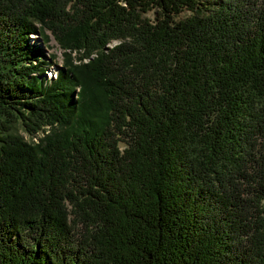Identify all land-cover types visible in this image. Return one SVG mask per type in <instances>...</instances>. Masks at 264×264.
<instances>
[{
	"label": "trees",
	"instance_id": "trees-1",
	"mask_svg": "<svg viewBox=\"0 0 264 264\" xmlns=\"http://www.w3.org/2000/svg\"><path fill=\"white\" fill-rule=\"evenodd\" d=\"M249 3L0 0V264H264V140L250 224L238 186L264 138Z\"/></svg>",
	"mask_w": 264,
	"mask_h": 264
},
{
	"label": "rangeland",
	"instance_id": "rangeland-1",
	"mask_svg": "<svg viewBox=\"0 0 264 264\" xmlns=\"http://www.w3.org/2000/svg\"><path fill=\"white\" fill-rule=\"evenodd\" d=\"M249 3V6L252 7L253 11H255V7L257 9L262 8L264 5V0H246V3ZM151 15V13L149 14ZM29 43L32 45H36L40 47V50L44 53L46 56V61H51V63L48 65V74H54L56 70L61 66L63 62V55L61 49L58 47L56 41L54 40L53 36L50 35V39L47 41L42 35L39 33L33 34L30 36ZM118 41H112L109 47L114 46ZM53 57L55 62L53 61ZM87 60V59H86ZM84 60V61H86ZM47 75V74H46ZM48 76V75H47ZM54 77V75L52 76ZM18 133L26 136V134L22 131L20 127H18ZM42 135V134H41ZM35 141L37 140V136L33 137ZM264 138L259 136L257 139V145L255 149H252L251 156L253 159H248V163L246 166L247 175H249L246 179H239L240 185V191L239 196L242 198V200H246L245 202H241L242 204V211L243 214L247 219H243V223L250 224L249 221H253L255 216L258 215L259 209L256 208V206L252 203L254 199V181L251 180V176L256 178L255 175H257V168L258 164L255 163V157L259 155V151L263 148L261 143L263 142ZM254 160V161H253ZM259 161V158H258ZM244 218V217H243ZM77 233H82L83 230H81V226L79 225L76 228ZM244 238H246V235H244Z\"/></svg>",
	"mask_w": 264,
	"mask_h": 264
}]
</instances>
